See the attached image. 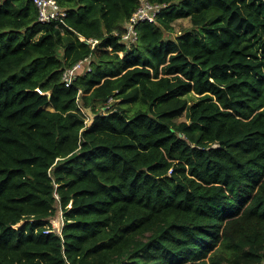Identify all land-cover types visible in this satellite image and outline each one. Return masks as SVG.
<instances>
[{
  "label": "trees",
  "instance_id": "16d2710c",
  "mask_svg": "<svg viewBox=\"0 0 264 264\" xmlns=\"http://www.w3.org/2000/svg\"><path fill=\"white\" fill-rule=\"evenodd\" d=\"M56 1L0 0V264H264V0Z\"/></svg>",
  "mask_w": 264,
  "mask_h": 264
},
{
  "label": "built area",
  "instance_id": "2783aa9c",
  "mask_svg": "<svg viewBox=\"0 0 264 264\" xmlns=\"http://www.w3.org/2000/svg\"><path fill=\"white\" fill-rule=\"evenodd\" d=\"M37 8V21L42 24L55 23L56 26L66 25L64 22L65 10L57 3L56 0H31ZM164 7L161 4H153L148 0H141L140 5L135 11L129 16L124 30L120 33V36L126 42H135L137 40V31L135 25L140 22H154L157 14L160 13ZM83 40V37H80ZM93 46L97 40L87 39ZM84 69L85 72L91 71V56L79 59L73 65L67 66L63 69L61 79L66 87H69L72 82L76 79L78 71ZM40 93L41 90L36 88ZM48 94V93H47ZM114 101V98L110 96L106 101V107H110V104ZM56 199L58 195L54 193ZM64 218L60 209H58L57 216L49 220V225L44 229L43 232H56L61 233Z\"/></svg>",
  "mask_w": 264,
  "mask_h": 264
},
{
  "label": "rangeland",
  "instance_id": "374dc122",
  "mask_svg": "<svg viewBox=\"0 0 264 264\" xmlns=\"http://www.w3.org/2000/svg\"><path fill=\"white\" fill-rule=\"evenodd\" d=\"M172 25L174 27L173 31L172 32H165L164 35L166 37H175L176 35L180 34L181 32L185 31V30H190V24H189V18H179L175 21L172 22ZM119 55H122V52L120 53L119 52ZM43 108H46V109H51V106L50 105H45L43 106ZM181 118H178V120H180ZM88 120V117L86 116V120ZM24 221H20L17 223V226H20L22 225Z\"/></svg>",
  "mask_w": 264,
  "mask_h": 264
},
{
  "label": "water",
  "instance_id": "95a60500",
  "mask_svg": "<svg viewBox=\"0 0 264 264\" xmlns=\"http://www.w3.org/2000/svg\"><path fill=\"white\" fill-rule=\"evenodd\" d=\"M84 113L88 117V120L86 121V126L89 127L94 121L95 114L91 111L90 108L83 109Z\"/></svg>",
  "mask_w": 264,
  "mask_h": 264
},
{
  "label": "clouds",
  "instance_id": "9594fccd",
  "mask_svg": "<svg viewBox=\"0 0 264 264\" xmlns=\"http://www.w3.org/2000/svg\"><path fill=\"white\" fill-rule=\"evenodd\" d=\"M58 212V211H57ZM57 216V215H56Z\"/></svg>",
  "mask_w": 264,
  "mask_h": 264
}]
</instances>
